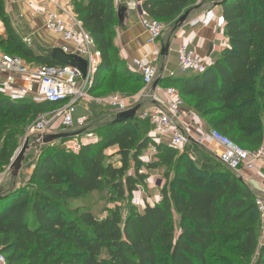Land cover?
<instances>
[{
    "label": "trees",
    "instance_id": "obj_1",
    "mask_svg": "<svg viewBox=\"0 0 264 264\" xmlns=\"http://www.w3.org/2000/svg\"><path fill=\"white\" fill-rule=\"evenodd\" d=\"M71 1L68 6L101 53L89 94L139 92L141 77L117 59L113 1ZM197 6L198 0H144L142 10L152 20L172 22ZM221 8L228 44L219 58L202 74L167 82L209 130L255 151L264 145V0H227ZM0 10L6 16L2 2ZM0 20L7 34L0 47L6 46L11 56L33 67L60 65L23 43L7 16ZM39 105L11 102L0 90V128L13 129L0 147V172L17 149V127L25 125V112ZM115 116L85 128L98 142L84 145L76 155L57 147L63 141L40 146L29 182L17 185L13 179L10 190L1 192L0 253L7 264H249L254 257L255 264H264L257 199L239 175L194 145L178 155L167 145H156L153 161L144 164L153 144L146 124L137 116L114 123ZM112 147L120 167L105 163L104 152ZM190 147L199 153L197 162L191 161ZM158 159L174 170L158 202H146L142 209L130 205L124 218L118 205L100 214L84 206L69 208L100 191L105 178L118 199L131 197L145 178L140 170L155 169ZM131 163L134 174L120 179Z\"/></svg>",
    "mask_w": 264,
    "mask_h": 264
},
{
    "label": "built area",
    "instance_id": "obj_2",
    "mask_svg": "<svg viewBox=\"0 0 264 264\" xmlns=\"http://www.w3.org/2000/svg\"><path fill=\"white\" fill-rule=\"evenodd\" d=\"M41 1L44 6L29 0L27 8L43 18V27L47 32L61 39L60 49L64 54L74 55L85 61L86 78L83 79L76 69L68 66L33 67L20 58L0 52V90L11 102L31 100L34 103L60 105L55 112L38 119L30 129L32 136L37 138L50 135L54 124L65 133L81 131V135L62 144L65 153L76 155L84 145L98 142L95 133L84 130L93 121L87 116L75 118L77 108L82 103L106 106L117 114L131 109L133 105L140 104L145 99L148 105L142 110L140 108L136 116L140 121H148L151 126L150 138L153 144L146 154L147 163L156 155V145L164 144L176 151H182L190 145L199 148L213 145L218 148V152H214L216 160L224 167L237 175L243 172L258 173L264 181V145L255 151H247L233 144L219 132L206 130L203 123L201 125V121L194 118L193 112L185 109L184 100L173 87L165 88L162 93L156 90L148 91L157 78V70L143 60H131L132 73L142 79L143 89L140 92L130 97L117 93L102 98L91 96L88 91L101 65L100 51L68 5L60 0ZM142 1L144 0H134L129 7L137 12L138 23L147 36L146 44L155 46L161 39L165 27L146 16L141 8ZM188 25L190 27L214 25L217 30H224L225 22L222 15H216L212 8L202 19L190 21ZM5 33L6 26L0 20V35ZM24 43L27 46L31 45L30 40ZM176 54L178 74H202L208 67L207 61L196 55L189 44H181ZM170 76L173 77L174 74ZM5 172H0V182L6 175ZM162 181L155 177L152 180L153 187L160 189L163 186ZM137 190L141 188L137 187ZM155 197L154 202H158L160 196L157 194ZM256 205L264 223V204L257 199ZM0 264H7L5 256L1 253Z\"/></svg>",
    "mask_w": 264,
    "mask_h": 264
},
{
    "label": "crops",
    "instance_id": "obj_3",
    "mask_svg": "<svg viewBox=\"0 0 264 264\" xmlns=\"http://www.w3.org/2000/svg\"><path fill=\"white\" fill-rule=\"evenodd\" d=\"M29 0H6L5 1V10L7 14H9V18L11 19V25L18 37L24 41L30 40V49L34 50L36 53H42L44 55L49 56L53 50L60 49L62 46V41L57 36L47 32L44 27V20L41 16L36 15L33 11L27 8V2ZM35 4L44 6L41 0H33ZM63 4L68 5L66 0H60ZM114 3L115 12L117 15V23L113 29L114 31V47L117 53V59L120 60L121 66L123 69L131 71V60L138 59L143 60L145 63L154 66L157 70V77H161L162 81L156 87V91L162 93L165 88L169 87L170 75L174 74L172 79L182 77L187 78L191 77L194 74H185L181 75L177 73V49L181 44H189L191 50L195 52L196 55L203 58L207 61L208 67L213 65L215 61L219 58L222 50L227 46L228 40L225 36V30H217L214 25L209 27H190L188 23L195 19H202L204 14L214 8V13L216 15L222 14L221 6H218L222 0H198V9L193 11L187 22L177 31L171 33L168 31L167 33H163L161 39L155 46H150L146 44L147 36L142 29V27L138 23V15L130 6L134 0H112ZM143 1L141 3L142 8ZM217 5V6H216ZM169 45L167 49V53L164 54L162 49L165 45ZM132 72V71H131ZM104 87V86H103ZM140 91L143 89L141 85ZM104 88H102L103 90ZM101 90V91H102ZM139 91V92H140ZM148 91H151V87ZM89 93V92H88ZM138 93V92H137ZM108 96V95H107ZM105 97V96H103ZM102 98V97H98ZM146 100H142L140 104V110L144 108L142 107L143 103ZM87 105H95L99 107L101 110L96 114L92 111L93 114L96 115H88ZM80 108H77V112L75 117H84L87 116L89 120L101 124L109 123L115 112L106 108V106H100L96 104H85L82 103ZM82 107V108H81ZM193 112L194 118L198 121V118L195 117V112ZM139 113V112H138ZM57 124L52 126L53 132L51 134H56ZM151 131L149 132V135ZM213 145H209L202 149L206 150ZM114 148V147H113ZM215 151H218V148L215 146L212 147ZM115 153V148L112 152ZM146 155L142 158V162L146 164ZM153 161V157L150 162ZM145 173L148 174V170L143 168ZM152 173L156 170H149ZM4 172V170L2 171ZM32 173V169L27 172L28 176ZM154 174V175H155ZM150 181L154 179L151 173ZM240 179L244 182V184L250 189V191L255 195L256 199H261L264 202V181L260 174H252L250 172H243L239 175ZM6 175L3 177L0 182V193L9 190L13 185V180L10 183L4 184ZM159 195V194H158ZM263 197V198H262ZM132 205L137 207L138 209H142L144 206V201L140 200L139 193L136 195L133 193L132 195Z\"/></svg>",
    "mask_w": 264,
    "mask_h": 264
},
{
    "label": "rangeland",
    "instance_id": "obj_4",
    "mask_svg": "<svg viewBox=\"0 0 264 264\" xmlns=\"http://www.w3.org/2000/svg\"><path fill=\"white\" fill-rule=\"evenodd\" d=\"M5 1L6 0H0V3L2 2V4H5ZM66 3L71 5L72 1L71 0H66ZM3 14H4V11L2 12L0 10V19H2V17H6L7 16V19L11 23V19L9 18V14L6 13V16H5V14L3 16ZM175 20L172 21V22L171 21H162V22H160L161 25L163 27H165L164 33H167L168 31H170V29L173 26ZM6 39H7V34L6 33L0 35V42L4 41ZM0 52L6 53V54H10V51L6 48V46L0 47ZM10 55H12V53ZM58 55H60V51L59 50H53L50 53L49 56L52 59H55V58H57ZM68 57H71L72 59L76 58L79 63H81L82 61L84 62V60L82 58L74 56V55L73 56L70 55ZM26 64L29 65L27 62H26ZM70 64H71V60H68L67 65L69 66ZM115 93L120 94L121 96H125V97L132 96V95L124 94V93H127V92H115ZM28 103L25 102V106L26 105L28 106ZM39 104H40L39 106H34L32 108L29 107L30 109H28V111L25 112V117H26L25 125L22 124V125L17 127V128H19V130L21 132L16 137L17 149L14 152V155H13L12 159L16 156L17 152L20 150V148L22 147V145H23L25 140L33 141L35 139V137L30 134V129L34 126V124H36L38 119L41 118V116H43V115H47V114H51V113L55 112L60 106V105L57 104L58 106H56V107H54V106L47 107L46 104H44V103H39ZM147 105H148V102H145V103H143L142 107L143 106L145 107ZM135 106H137V105H133L131 108H134ZM78 108H80V107H78ZM87 108L88 109H87L86 114H88V115H96L101 110L99 107H96L95 105H87ZM185 109L187 111H191V109H192L191 108V103H189L188 101L185 104ZM92 111H94L96 114H93ZM115 115H116V113H115ZM196 115H195V117L198 118L197 117L198 115L197 116ZM6 119H9V117L7 116ZM200 121H201V125L203 123L204 128L206 130L209 129L208 126L206 125V123L203 120H200ZM140 122H144L146 124V125L143 126V128H146L149 132L151 131V126H150L148 121H140ZM12 130H13L12 128H9L6 125H3L0 128V147L2 145V142H3L4 138L6 137V134L8 132L12 131ZM57 130L59 131L58 133H65V131L62 130V128H60V127H58ZM63 142H66V141H63ZM63 142L61 144H57L58 145L57 147H61V149H63V147H62ZM207 146H209V145H207ZM212 147H209L206 150L202 149V147L200 149L203 150V152H205L206 154H208L210 156H213L216 159L215 155H216V153L218 151H216V153H214L215 150ZM243 147L246 148L245 146H243ZM246 149H248V148H246ZM113 150H114L113 147L112 148H108V149L105 150V152H104V155L106 157L105 158V163L106 164H112L115 167H120V165H121L120 156H119V154H114L113 155L112 154ZM190 150H191L190 151L191 153H189V154L191 155V161L192 162H197V160L200 159L199 158V153H195L194 149H192V148ZM182 151H179L178 153L176 152V154L178 155ZM39 153H40V146H38V147L31 146L30 147V150L25 155V159H24V161L22 163V168H21L17 178L15 179V181H17V185L19 183H21V182L22 183L23 182L24 183L29 182V177L30 176H28L27 172L30 171V169L33 170L34 162L38 158ZM146 154H147V152H146ZM10 164H11V161H10L9 165ZM9 165H7L4 168V171H6L5 172L6 173V178H5L4 184H7V183L11 182V177H10V172H9L10 170L8 168ZM132 167H133V165L131 163L130 164V168L120 177V179H123L125 175H133L134 174V170H133ZM154 170L157 171L156 174H155V172L152 173L149 170H148V172L151 173L153 176L158 177L159 180H163L162 181L163 185L168 184L173 179V176H174L173 168L171 166L169 167V166L163 165L162 162H161V159H158V161H156ZM149 173L146 174L143 169L140 170V174H143V176L145 178L142 181V183L139 184L140 185L139 187L141 188V190H137L136 189V191L133 192V193H135V195H136L137 192H139V191L141 192V193L139 192V196H140V200L144 201L143 202L144 204L146 202H148L149 204H153V202H154L153 198H156L155 196L157 194H159V190H160V189H155L153 187L152 181H150ZM155 177H154V179H155ZM108 180L109 179H107V178L104 179L103 184H102V188H101L100 191L94 192V193H91L89 195L84 196L78 202L72 203L69 206V208H75V207H78V206H84V207L90 209L91 211H93L94 213L100 214L105 209H107V208L113 209L116 205H118L121 208L122 218H124L126 216V214L128 213V211H129L130 205H132V202H133L132 195H133V193H132L131 197L126 195V197L124 199H118V197L114 194V192L111 191V189H110L111 183ZM259 200L261 202H263L261 199H259ZM263 204H264V202H263ZM261 222H262V230H261V233H260V237H261L260 238V242H262L263 239H264V223H263V221H261ZM255 258L256 257L251 259L249 264H255V262H256Z\"/></svg>",
    "mask_w": 264,
    "mask_h": 264
},
{
    "label": "water",
    "instance_id": "obj_5",
    "mask_svg": "<svg viewBox=\"0 0 264 264\" xmlns=\"http://www.w3.org/2000/svg\"><path fill=\"white\" fill-rule=\"evenodd\" d=\"M226 1L227 0H222L217 5L221 6V4L225 3ZM212 8H215V7H212ZM197 9H198V7L192 8V9L186 11L183 15H181L174 22L173 26L170 29V32L174 33L175 31L180 29L187 22L190 14ZM168 46L169 45L167 44L163 47L162 51L164 54L167 53ZM57 50L60 51V55H58L57 58H55L53 60L56 63H58L60 65H64V66H68L67 62H68V60H71V64L68 67L76 69L82 75V78L85 79L86 78V63H85V61L84 62L82 61L81 63H79L76 58L72 59L71 57H68L70 55L64 54L61 49H57ZM161 81H162L161 77L156 78V80L154 81V83L151 86V92H153L156 89V87L158 86V84L161 83ZM139 108H140V106L137 105L134 108H131L127 111L117 113L115 116V119H114V123H120L123 121L134 119ZM81 134H82L81 131L74 132V133H56V134L46 135L43 137H37L32 142L25 140L22 147L17 152L16 156L13 158V160L10 164V168H9L10 171L9 172H10L11 180L17 178V176H18V174L22 168V163L25 159V155L30 150L31 146L38 147V146H43V145H50V144H53L55 142L67 141V140L73 139L76 136H79ZM9 190H7V191H9ZM2 198H3V194L0 193V200Z\"/></svg>",
    "mask_w": 264,
    "mask_h": 264
}]
</instances>
